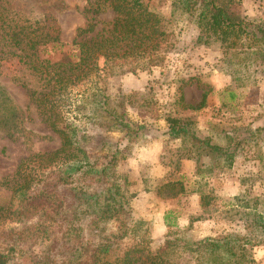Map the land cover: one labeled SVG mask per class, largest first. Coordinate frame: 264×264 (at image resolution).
Masks as SVG:
<instances>
[{
  "label": "trees",
  "instance_id": "16d2710c",
  "mask_svg": "<svg viewBox=\"0 0 264 264\" xmlns=\"http://www.w3.org/2000/svg\"><path fill=\"white\" fill-rule=\"evenodd\" d=\"M44 1L0 0V64L12 61L17 69L9 76L10 81L26 92L41 121L59 141L58 147L50 152L27 155L11 175L0 180V189L10 193L9 202L0 204V264H55L49 256L57 254L58 249L67 261L63 264H176L172 256L178 248L201 254L207 264L252 263L250 251L254 246L264 245V195L248 197L245 189L232 198L233 205L228 210L242 221L244 235L227 234L197 242H184L174 235L149 250L145 233L140 231L141 223L135 222L123 231L134 243L112 260L107 258L113 245L97 241L99 227L129 214L127 184L117 180L114 171L121 155L115 146L113 151L101 156L99 168L96 161L86 162L84 152L75 142L73 117L65 116L70 112L66 100H71L76 87L100 72L106 79L156 66L159 51L170 47L169 33L162 18L150 11L144 0H93L82 9L85 24L74 30L67 54L51 61L49 55L62 48L60 29L42 11H47L49 6L59 7L51 0L45 8ZM243 1L171 0V5L191 18L197 32L196 44H214L222 50L245 55L261 54L264 60V20L242 15ZM106 10L113 18L96 32L94 18ZM30 13H34L33 18ZM102 98L105 105L106 97L102 95ZM205 99L202 93L196 105L183 104V108L201 109ZM176 103L182 104L180 95ZM104 112L110 121H117L116 128L123 139L129 143L136 141L142 126H132L123 115L113 118L111 110ZM23 119L21 110L0 83V132L28 142ZM165 123V133L179 141L181 159L188 160L204 151L221 157L227 168L231 166L241 142L240 133H224L221 136L224 144L220 145L212 143L208 136H197L191 120L166 117ZM259 129H247L250 139ZM74 172L81 184L62 190ZM195 174L200 175L198 169ZM195 185L200 187L198 182ZM175 186L176 193H183L178 180L161 184L156 194ZM90 187L101 190L96 192ZM190 193L197 196L200 208L208 207L212 201L209 191L197 188ZM178 217L177 211L164 210L160 217L162 227L178 230ZM122 224L124 227L125 222ZM37 247H40L39 259L34 251Z\"/></svg>",
  "mask_w": 264,
  "mask_h": 264
},
{
  "label": "rangeland",
  "instance_id": "374dc122",
  "mask_svg": "<svg viewBox=\"0 0 264 264\" xmlns=\"http://www.w3.org/2000/svg\"><path fill=\"white\" fill-rule=\"evenodd\" d=\"M51 0H45V8ZM59 9L49 6L43 14L50 15L60 29L62 48L49 55L57 61L67 54L74 30L85 24L82 9L93 0H55ZM147 8L162 18L169 33L170 47L160 50L156 66L137 70L134 74H114L103 79V72L76 87L65 114L75 126L76 145L84 152L86 162L96 161L99 168L101 156L113 148L119 150L121 159L114 167L117 180L125 181L129 197V214L101 224L98 242L111 243L108 259L134 243L123 233L135 222L145 233L149 250L161 245L165 239L176 235L184 242H197L204 238H221L227 234L244 235L242 221L228 210L233 197L244 189L248 197L264 195V60L261 54H243L222 50L216 45L195 43L197 32L191 18L171 5V0H144ZM241 14L249 19L264 20V0H244ZM34 13L30 16L33 18ZM113 14L106 10L98 14L95 31L104 28ZM99 68L102 61H98ZM17 68L12 61L0 64L2 89L23 114L22 127L28 132V142L21 137H7L0 132V180L11 175L18 162L31 153H46L58 147V138L41 121L26 92L10 77ZM202 93L205 106L189 111L183 104L196 105ZM102 95L106 97L103 105ZM181 97L182 104L176 103ZM67 108V107H66ZM111 110L113 118L123 115L132 126H142L135 142H127L116 128L117 121L109 120L104 110ZM166 117L188 119L194 123L197 136L210 137L214 144H222L224 133H240V144L235 150L229 168L221 157L204 151L185 160L179 157V141L168 136ZM259 129L252 136L247 129ZM244 133V134H243ZM224 144V143H223ZM99 161V163H98ZM64 168V167H63ZM198 169L200 175H196ZM72 173L62 190L75 188L81 182ZM180 181L178 187L157 189L166 182ZM198 182L200 187L195 185ZM92 190L94 187H90ZM199 188L208 192L212 201L200 208L198 198L191 190ZM101 188H94L99 192ZM10 193L0 189V204L9 202ZM177 211L178 230L160 225L164 210ZM123 221H122V220ZM124 227L123 224L124 223ZM98 234V233H97ZM96 234V235H97ZM178 246H181L179 243ZM37 247L34 251L39 259ZM52 262L64 261L62 250L51 254ZM253 260L248 264H264V245L250 251ZM172 261L176 264H207L204 256L175 249ZM20 264V263H16Z\"/></svg>",
  "mask_w": 264,
  "mask_h": 264
},
{
  "label": "crops",
  "instance_id": "0c3cea01",
  "mask_svg": "<svg viewBox=\"0 0 264 264\" xmlns=\"http://www.w3.org/2000/svg\"><path fill=\"white\" fill-rule=\"evenodd\" d=\"M161 217V216H160ZM177 224H178V222H177ZM160 225H161V222H160ZM162 226V225H161ZM178 226H179V224H178Z\"/></svg>",
  "mask_w": 264,
  "mask_h": 264
}]
</instances>
